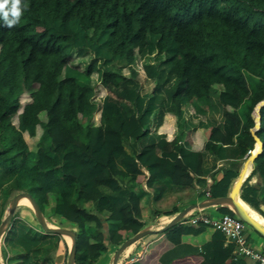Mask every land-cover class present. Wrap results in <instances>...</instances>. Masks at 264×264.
<instances>
[{
	"label": "trees",
	"instance_id": "1",
	"mask_svg": "<svg viewBox=\"0 0 264 264\" xmlns=\"http://www.w3.org/2000/svg\"><path fill=\"white\" fill-rule=\"evenodd\" d=\"M22 7L17 25L0 18V226L11 200L29 193L46 219L75 229V264H104L109 248L158 213L230 194L254 149L253 113L264 101V0H22ZM168 115L172 140L162 131ZM229 120L235 136L226 132ZM198 133L207 137L203 147L191 144ZM256 134L262 152L240 197L264 218V105ZM189 173L192 185L176 183ZM143 205L152 207L146 221L133 216ZM19 212L2 239L5 264H61L64 238ZM218 242L220 231L202 264L216 261ZM222 251L214 264H227L234 246ZM165 256L171 264L178 255Z\"/></svg>",
	"mask_w": 264,
	"mask_h": 264
},
{
	"label": "crops",
	"instance_id": "2",
	"mask_svg": "<svg viewBox=\"0 0 264 264\" xmlns=\"http://www.w3.org/2000/svg\"><path fill=\"white\" fill-rule=\"evenodd\" d=\"M175 120L172 115H168L167 121L165 125L162 127V131L167 133L169 136V139L172 140L175 135ZM226 132L230 135H237L238 129H236L235 124L232 123L230 120L228 121L226 125ZM208 135V134H207ZM206 135L202 133H198L191 138V144L192 145H197L198 147H203L205 144L206 140ZM111 139V138H110ZM111 143L114 148L118 149L119 151L124 150L125 147L119 140H112ZM256 146V145H255ZM254 146V147H255ZM257 151H259V147L257 146ZM256 151V152H257ZM256 154V153H255ZM247 160H249L250 157H246ZM246 160V162H247ZM245 162V163H246ZM245 165V164H244ZM244 168V166H243ZM104 167L100 168L95 172V175H98ZM253 169V163L250 165V174ZM189 176L191 178L186 179L184 176H179L177 175L175 178V181L177 184L180 185H185V186H190L192 185L194 178L193 174L189 173ZM223 173L218 175V178H222ZM238 180V179H237ZM237 180L234 182L232 189L237 182ZM208 183L211 185L214 183V179L211 177H207ZM231 189V191H232ZM231 193V192H230ZM212 199L210 197H205L203 199H199L195 202L189 203V204H179L177 205L172 212L169 213H158L157 218L152 221L145 229H148L151 231L150 234L146 235L141 241L138 243L134 244L130 249H128L126 252L123 253L119 260V264H124V260L127 256L135 259L134 263H139V264H163V258H165L167 253L169 254H176L178 255L171 264H202L204 261V256H205V247L212 242L216 231L215 228L210 227V226H200V227H195L196 229H200L201 231L197 234H182L178 228H172L168 231H164V228L183 210L188 208L191 205L194 204H199L205 200ZM239 203L244 207V209L250 214L253 219L260 224L264 226V218L260 216L256 211L251 209L246 203L242 202L240 199ZM29 206V205H26ZM251 209V210H250ZM152 207L148 206H141L135 210H133V216L137 220L140 221H146L150 218L152 214ZM224 210V211H221ZM232 211L230 208L225 207V206H218V207H210L206 208L203 210H194L192 211L193 213L200 212L204 215L207 216H214L215 214H220V213H226V212ZM191 212V213H192ZM233 212V211H232ZM255 212V213H254ZM189 213V214H191ZM188 214V215H189ZM255 214V215H254ZM256 216V217H254ZM260 216V217H259ZM191 226V225H188ZM194 227V226H193ZM75 230L74 228H70ZM143 229V230H145ZM249 243L254 248L259 249L262 253H264V238L262 236H257L254 235V232L249 231ZM67 241V239H66ZM68 242V241H67ZM69 243V242H68ZM70 244V243H69ZM71 245V244H70ZM229 245L234 246V251H233V256L232 258L227 262V264H232V263H237L240 262V264H258L257 262L249 259V258H241L238 260H235V249L236 246L233 243H230L226 237H225V242L224 245L221 246L220 242L216 244V261L212 259V261L209 264H214L215 262L219 261L221 262V251L226 248ZM70 247V246H69ZM256 247V248H255ZM119 247H111L109 248L108 255L106 257V262L104 264H111L112 257L114 254L118 251ZM1 250V248H0ZM258 251V250H257ZM139 252L143 253L142 258L138 259L137 255ZM223 252V251H222ZM60 256V255H58ZM63 259L60 260V262Z\"/></svg>",
	"mask_w": 264,
	"mask_h": 264
},
{
	"label": "water",
	"instance_id": "3",
	"mask_svg": "<svg viewBox=\"0 0 264 264\" xmlns=\"http://www.w3.org/2000/svg\"><path fill=\"white\" fill-rule=\"evenodd\" d=\"M264 105V101L259 103L255 111L253 113V117L255 120V126L253 129H251V134L254 138L255 145L260 146V150L256 152V154L250 156L249 160L244 165V168L242 169L240 176L235 183L231 193L222 198H212L209 200H205L199 204H194L183 210L181 213H179L165 228L164 231H168L172 229L174 226L181 224V222L188 216L189 213H191L194 210H203L210 207H218V206H225L230 208L245 224H247L249 227H251L254 231H256L260 236L264 238V227L254 221L250 215L244 210L241 204H239L237 199H240L242 202H244L240 197V191L241 188L246 181V179L250 176V165L255 161V159L261 154L263 144L259 137L257 136V132L260 128V109ZM27 199L30 203L29 207L32 208L37 222L40 225L41 229L45 233H51L58 236H61L63 238L69 237L71 238V245L69 247V253L67 257V264H75L76 261V254H77V233L75 230L65 227H56L49 225L43 212L39 208L36 201L33 199V197L29 193H19L17 194L10 202V206L8 209V214L4 220V222L0 226V248H1V242L5 235V233L8 231L12 221L13 217L15 215V212L17 211L18 207L21 204V201ZM151 231L148 229L142 230L141 232L137 233L132 238L128 239L120 248L118 251L114 254L111 260V264H119V260L124 252H126L128 249H130L134 244L141 241L146 235L150 234ZM63 259V256H58L56 259L57 263H60V260ZM0 264H2L0 262Z\"/></svg>",
	"mask_w": 264,
	"mask_h": 264
},
{
	"label": "built area",
	"instance_id": "4",
	"mask_svg": "<svg viewBox=\"0 0 264 264\" xmlns=\"http://www.w3.org/2000/svg\"><path fill=\"white\" fill-rule=\"evenodd\" d=\"M257 151V146L249 150L247 157L254 155ZM207 197H210L207 194ZM181 224H187L194 227L210 226L219 230L224 234L226 239L236 246L235 260L241 258H249L258 264H264V253L257 251L249 243V230L245 224L234 212L233 214L220 213L214 216H207L200 212L189 214ZM143 253L139 252L137 258H142ZM135 259L127 256L124 264H132Z\"/></svg>",
	"mask_w": 264,
	"mask_h": 264
},
{
	"label": "rangeland",
	"instance_id": "5",
	"mask_svg": "<svg viewBox=\"0 0 264 264\" xmlns=\"http://www.w3.org/2000/svg\"><path fill=\"white\" fill-rule=\"evenodd\" d=\"M19 208H20V212H19V217H20V218L25 219V220H27L28 222H30V223H32V224H36V225H38V222H37L36 216H35V214H34V212H33V210H32L31 207L26 206V205H23V204L21 203L20 206H19ZM8 209H9V208H8ZM8 209H7L6 214H8ZM221 211H224V210H221ZM226 213L231 214V215L233 214L232 211H230V212L228 211V212H226ZM6 216H7V215H6ZM46 220H47L48 224H49V225H52V226H56V227H65V228H72V226H70V224H68V223H66L65 226H62V221L57 220V219H51V221L48 220V219H46ZM63 224H64V223H63ZM247 228H248L249 231L254 232V235L259 236V234H258L256 231H254L252 228H250L249 226H247ZM66 239H67V238H64L65 243H66V245H67V247H68V250L65 249V248H63V249L61 250V252H60V254H59V255L63 256V260L60 262L61 264H67V257H68V253H69V246H70V244L66 241ZM1 246H2V242H1ZM255 248H256V247H255ZM256 249L259 251L258 248H256ZM0 262H1L2 264H5V262H4V260H3V257H2V252H1V250H0Z\"/></svg>",
	"mask_w": 264,
	"mask_h": 264
},
{
	"label": "clouds",
	"instance_id": "6",
	"mask_svg": "<svg viewBox=\"0 0 264 264\" xmlns=\"http://www.w3.org/2000/svg\"><path fill=\"white\" fill-rule=\"evenodd\" d=\"M22 0H0V18L6 27L17 25L23 15Z\"/></svg>",
	"mask_w": 264,
	"mask_h": 264
},
{
	"label": "bare ground",
	"instance_id": "7",
	"mask_svg": "<svg viewBox=\"0 0 264 264\" xmlns=\"http://www.w3.org/2000/svg\"><path fill=\"white\" fill-rule=\"evenodd\" d=\"M259 147V150H260V146H258ZM238 200V199H237ZM238 202H239V200H238ZM21 203L23 204V205H30V203H29V201L27 200V199H24V200H22L21 201ZM240 204V203H239ZM243 207V206H242ZM244 208V207H243ZM245 210V209H244ZM251 210V209H250ZM246 211V210H245ZM247 212V211H246ZM248 213V212H247ZM255 213V212H254ZM249 214V213H248ZM250 215V214H249ZM255 215V214H254ZM251 217V216H250ZM252 217H253V215H252ZM251 217V218H252ZM254 217H256V216H254ZM260 217V216H259ZM263 218V217H262ZM253 219V218H252ZM256 219H257V217H256ZM254 220V219H253ZM255 221V220H254ZM257 222V221H256ZM257 223H259V222H257ZM260 224V223H259ZM260 225H262V223L260 224ZM263 226V225H262ZM264 227V226H263ZM67 238V241L71 244L72 243V241H71V238H69V237H66Z\"/></svg>",
	"mask_w": 264,
	"mask_h": 264
}]
</instances>
